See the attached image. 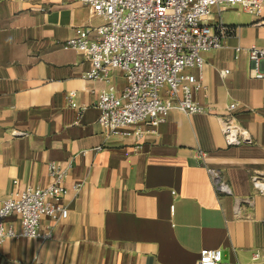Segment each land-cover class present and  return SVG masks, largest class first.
<instances>
[{
	"label": "crops",
	"instance_id": "0c3cea01",
	"mask_svg": "<svg viewBox=\"0 0 264 264\" xmlns=\"http://www.w3.org/2000/svg\"><path fill=\"white\" fill-rule=\"evenodd\" d=\"M260 20L234 7L213 11L209 23L230 29L224 47L204 54L201 72H184L211 114L172 110L154 131L137 125L110 138L97 108L108 86L87 79L85 53L63 46L103 20L80 0H0V197L44 189L51 163L72 164L67 219H42L48 241H5L0 264H197L204 249L222 251L221 264H264V197L251 183L264 173V80L251 77L249 58L251 47L264 50ZM111 83L117 95L127 86L119 70ZM219 119L252 144L229 146ZM6 224L21 230L17 217Z\"/></svg>",
	"mask_w": 264,
	"mask_h": 264
},
{
	"label": "built area",
	"instance_id": "2783aa9c",
	"mask_svg": "<svg viewBox=\"0 0 264 264\" xmlns=\"http://www.w3.org/2000/svg\"><path fill=\"white\" fill-rule=\"evenodd\" d=\"M91 14L100 17L103 24L97 28L80 29L78 35L63 46L85 53L92 64L87 79L104 82L97 103L99 125L107 137L121 135L128 127L144 125L154 131L172 110L187 116L211 114L212 108L196 103L194 95L201 86L194 76L184 75L186 70L202 71L204 54L224 47L230 29L222 22L210 24L215 9L234 7L257 17L264 24V0H80ZM253 64L250 75L264 80L261 64L264 50L249 49ZM124 74L127 86L117 95L112 86V72ZM229 71L222 72L225 77ZM76 94L68 95L74 106ZM238 105L228 107L236 112ZM221 130L229 146L252 144L249 134L232 122L220 120ZM22 134H16L21 136ZM202 156H205L203 154ZM70 163L62 168L49 165L51 183L39 190H24L13 196L0 197V245L11 239H52V232L41 233V221L50 219L54 225L67 219L69 210L63 204L67 195L65 181ZM216 189L231 194L228 185L216 171H210ZM251 183L264 197V173L251 176ZM80 186L74 187L75 192ZM17 217L18 232L7 221ZM256 259L259 255H256ZM220 250L204 249L197 264H221Z\"/></svg>",
	"mask_w": 264,
	"mask_h": 264
}]
</instances>
